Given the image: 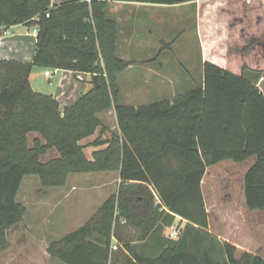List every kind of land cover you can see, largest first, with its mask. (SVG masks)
Here are the masks:
<instances>
[{
    "label": "trees",
    "instance_id": "16d2710c",
    "mask_svg": "<svg viewBox=\"0 0 264 264\" xmlns=\"http://www.w3.org/2000/svg\"><path fill=\"white\" fill-rule=\"evenodd\" d=\"M112 1L193 0H0V26L39 29L32 62L0 58V248L26 213L18 200L25 176L61 186L72 173L117 170L118 190L85 225L53 242L52 256L66 264H264L259 254L237 256L236 246L209 231L202 189L208 167L255 157L244 178L246 203L264 209V92L245 75H264L260 0H201L210 56L225 63L207 58L204 86L140 106L118 103V75L130 63L118 56L119 23L108 15ZM35 66L89 73L92 87L61 110L53 95L33 89ZM113 106L119 132L96 140L108 145L90 159L81 141L108 128L101 115ZM31 133L37 134L32 143ZM53 148L57 156L42 161ZM177 216L187 224L171 239L164 231ZM121 219L143 243L125 242L112 260V232ZM189 237L202 245L201 254L189 250Z\"/></svg>",
    "mask_w": 264,
    "mask_h": 264
},
{
    "label": "rangeland",
    "instance_id": "374dc122",
    "mask_svg": "<svg viewBox=\"0 0 264 264\" xmlns=\"http://www.w3.org/2000/svg\"><path fill=\"white\" fill-rule=\"evenodd\" d=\"M53 1L54 3H61L67 0ZM260 5L259 12L263 20L259 29H264V0H260ZM133 8L137 11L136 16L138 14L140 16L145 15L144 22L148 23L144 26V32L147 35L145 34L141 38L142 43L140 42V46L137 42L133 43L135 55L142 57L145 52L149 51L155 53V55L163 52L162 60L169 62L167 64L169 70L171 68L177 71L182 70V72L188 70L191 74L200 75L201 50L196 32V19L193 13L190 11L188 17H184L177 24L179 13L184 12L187 7H172L168 9L170 13L167 16L166 24H164L158 22L157 18H151V12L149 13L148 9L150 8L158 13V9L161 7L139 5L133 6ZM109 16L113 17L112 15ZM176 41L178 42L174 44ZM144 46H148L147 49L149 50H145ZM120 74L118 75V83L120 82L121 86L118 103L121 105L140 106L151 104L166 99V92L170 93L165 90L164 94L166 96L159 98L155 89L147 87L151 83L147 82L149 77L145 74L144 67L141 65H134L122 75ZM41 77L48 83L44 74ZM66 78L65 84L70 83L67 85L70 94L76 95L80 93L83 86H86V81L76 80L72 74H67ZM102 119L105 125L108 124L109 128V131H106L104 135L110 137L111 132H113L112 126L116 125L115 115L104 114ZM36 135V133H31V143ZM57 154V150L53 148L43 155L41 160L47 161L57 156ZM251 161H253V158L243 162V165H235L225 161L210 169L211 173L205 186L210 203L214 200V196L219 199L227 196L229 187H233L236 194L240 193L246 165ZM87 174L90 173H72L68 176L66 183L61 186H44L37 175L25 176L18 193V200L26 207V213L19 225L7 231L9 245L4 249L0 248V264H66L50 254L49 246L85 225L97 214L103 202L115 190H118L117 186H119L118 181H114L112 185L99 188L96 183L97 178ZM175 223H178V221H175ZM179 225L177 227L181 230L185 229L186 225L182 226V222ZM117 226L116 231L114 224L112 232V260L116 258V255L123 252L125 242L143 243V241L137 239V232L126 223L125 219H121ZM173 229L167 227L164 235L168 237ZM187 241L192 244L189 250L201 254V244L198 245L191 237ZM114 245L118 246L117 249L114 248ZM236 255L240 256L241 252L237 251ZM218 258L219 260L224 259L220 253ZM114 264H119V262Z\"/></svg>",
    "mask_w": 264,
    "mask_h": 264
},
{
    "label": "crops",
    "instance_id": "0c3cea01",
    "mask_svg": "<svg viewBox=\"0 0 264 264\" xmlns=\"http://www.w3.org/2000/svg\"><path fill=\"white\" fill-rule=\"evenodd\" d=\"M200 1L201 0H193L173 5L152 4L138 1H112L108 8V15H112V18H115L119 23L118 56L130 63L126 70H124L120 75H122L128 69L134 67V65L143 66L145 74L149 77L147 82L149 84L151 83L147 87H152L155 89V91L158 92L157 96L159 98H164L166 96L164 91L168 90L170 92L169 94L166 92V99L168 100H172L179 94H183L197 87L204 86V63L207 58H211L212 60L221 64H224L225 62L221 58L210 56L212 48L206 44L202 32L199 5ZM52 4H55L53 0ZM139 5H146L147 7H161L162 9L159 8L158 13L150 8L148 9L149 13L151 12V18H157L159 20L158 22L164 24H166L168 20L167 16L170 13L168 9L172 7H187L184 12L182 11L179 13L177 24H179V21L184 17H188L190 11L193 13L196 19V32L201 50V66L199 68L200 75L197 76L196 74H191L188 70L185 72H182V70H178V72L176 69L172 68L169 70L167 67L169 62L162 60L163 52L157 53V55H155V53L149 51L145 52L142 57L135 55V52L133 51V43L137 42L138 46H140V42L142 43L141 38H143L145 34L147 35V33L144 32V26L145 24H148L147 22H144V18L146 17L145 15L140 16L138 14L136 16L137 11L134 10L133 6ZM177 42L178 41L174 42V44ZM36 47L37 35L32 31V26L26 24L0 26L1 59L32 62L36 52ZM144 48L145 50H149L147 49L148 46H144ZM47 70H51L52 77H48L46 75ZM43 74L46 76L48 83H46V81L41 77ZM67 74L74 75L76 80L86 81V86H83V88L80 89V93L76 95L73 93L70 94L69 89L67 88V85L70 83L68 82L67 85L65 84L67 80V78L65 79V76ZM245 75L254 83H256L264 92V75H257L249 70L245 72ZM92 79L93 78L89 73L76 72L66 69H52L39 66H35L30 75V81L33 89L36 92L53 95L59 101L61 110H63L66 106L76 103L80 96L86 93L92 87ZM104 114L115 115L116 125L112 126V129L114 132H119L115 107L103 113L102 116ZM106 126L108 127V124H106ZM108 129L109 128L102 132V128L99 127L95 134L81 141L82 144L87 145L85 152L88 158L92 159L94 151L103 149L108 145L107 143L101 145H96L94 143L98 139L102 141L109 140L111 135L110 137H106L104 135L106 131H109ZM252 158L253 161H251V163L248 162L246 165L247 168L245 169L243 175V185L239 194L234 192L233 187H229L227 196L223 197L224 200H222V197V199H219L214 196V200L210 203L205 189L206 180L211 173L210 169L219 165L220 163L229 161V163H233L235 165H243V162L249 161V159L242 162L223 160L208 167L202 181V189L205 197L206 208L210 214L209 231L216 235L222 242H227L236 246L239 252L246 251L253 254H259L264 258V209H249L246 203L244 189V178L246 172L255 161V157ZM93 173L96 174L90 173L87 175H93L97 178L96 183L99 188L112 185L114 181H118L119 185L121 183L120 172L117 170ZM114 192H116V190ZM176 221H178V223H175L170 228H173L174 226H180L179 223L181 224V222L182 226L187 224V220L181 218L180 216H177Z\"/></svg>",
    "mask_w": 264,
    "mask_h": 264
},
{
    "label": "built area",
    "instance_id": "2783aa9c",
    "mask_svg": "<svg viewBox=\"0 0 264 264\" xmlns=\"http://www.w3.org/2000/svg\"><path fill=\"white\" fill-rule=\"evenodd\" d=\"M47 16H49V13H47ZM32 31L37 35L38 32H39V29H38L37 26H34V27H32ZM46 75L48 77H52L51 70H47L46 71ZM173 228H174L173 231H171L169 233L168 237L171 238V239H178L180 237V235H181L182 230L179 227H177V226L176 227L174 226ZM117 247H118L117 245H114L115 249H117Z\"/></svg>",
    "mask_w": 264,
    "mask_h": 264
},
{
    "label": "water",
    "instance_id": "95a60500",
    "mask_svg": "<svg viewBox=\"0 0 264 264\" xmlns=\"http://www.w3.org/2000/svg\"><path fill=\"white\" fill-rule=\"evenodd\" d=\"M94 80H95V82L97 81V78L96 77H94Z\"/></svg>",
    "mask_w": 264,
    "mask_h": 264
}]
</instances>
